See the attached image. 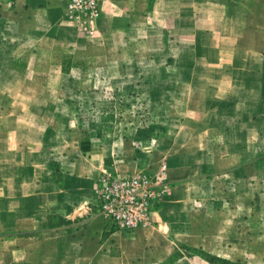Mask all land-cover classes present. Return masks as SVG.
<instances>
[{
    "label": "crops",
    "instance_id": "0c3cea01",
    "mask_svg": "<svg viewBox=\"0 0 264 264\" xmlns=\"http://www.w3.org/2000/svg\"><path fill=\"white\" fill-rule=\"evenodd\" d=\"M66 3L13 0V5L0 7V153L14 156L15 166L8 172L16 174L13 182L1 184L2 189L17 190V195L26 191L23 198H0V205L4 204L0 264H63L67 253L79 254L82 264L124 260L127 237L106 233L93 209L102 167L120 166L116 158L108 165L109 150L83 149L79 104L74 96L67 100L68 86L73 88L71 93H79L81 88H74L87 77L90 90L97 89V77L106 83L103 77L114 73L108 65L124 60L129 43L146 46L151 31L164 45L162 53L169 47L164 61H171L170 68L165 63V69L152 76L216 78V92L252 96L233 103L242 112L231 127H216L219 121L208 112H192L189 120L174 119L176 126L184 122L188 127L170 128L163 139L165 148L147 146L146 154L142 152L145 168L167 164L170 184L155 210L154 233L164 238L188 235L181 229L182 222L195 221L194 211L207 206L209 199L213 203L222 183L245 179L244 164H251L250 159L264 148V130H255L256 124L264 126V102L252 95L264 94V0H102L93 36L67 16ZM211 14H216V22ZM177 37L201 46L203 38L212 37L217 39L211 42L216 52L194 54L193 59L185 54L177 57L170 50ZM81 59H87L86 64ZM196 59L219 67L195 70ZM125 71L124 75L130 73ZM208 86L186 84L182 90L195 96L207 93ZM187 106L206 109L203 101L199 107ZM126 158L124 164L132 166L131 155ZM250 183L255 184L252 179ZM181 209L191 212L184 220L178 218ZM28 231L33 236L18 235ZM133 234V238L141 236ZM201 246L212 252L203 241Z\"/></svg>",
    "mask_w": 264,
    "mask_h": 264
},
{
    "label": "rangeland",
    "instance_id": "374dc122",
    "mask_svg": "<svg viewBox=\"0 0 264 264\" xmlns=\"http://www.w3.org/2000/svg\"><path fill=\"white\" fill-rule=\"evenodd\" d=\"M6 5H13V0H0L1 8ZM66 14L78 23L84 32L90 36L94 35V27L99 17L93 22L82 25L70 16L67 11V3ZM211 18L216 22V14H211ZM164 36L167 44L168 33ZM202 40L204 43L201 46L190 41L184 42V40L177 37V45L170 47V50L172 49V53L176 54L177 57L185 54L191 55L192 59L196 58L194 54L200 53L208 56L216 52V48H212L211 42H217V39L205 37ZM148 41L149 43L146 46L137 44L135 41L129 43L125 49L124 60L117 59L108 65L114 73L110 77H103L106 83H103L100 77L96 78L97 89L91 88L90 90V82L87 77L82 78L81 83L75 86V90L81 88L82 91L79 93H71L73 88L71 85H67L70 90L68 96H74V101L80 106L77 108V117L81 123L82 137H84L83 149L85 151L93 148L109 150L111 156L108 157V165L114 164V158H116L117 164L120 166V169L117 170L123 173L152 171V167H144L142 152L146 154L148 151L147 146L164 147L167 142L163 139L170 128L185 130L188 127L184 122L182 124L177 122L178 126H176L174 124L175 118L181 117L189 120L192 112L203 111L206 114L208 112L210 118L219 121L220 125L218 124L216 127L222 128L224 124L231 127L232 123L240 120L242 112L240 109L234 108L233 103L243 99L249 100L252 97L250 94L233 93H230V96H225L216 92V78L152 76L153 72H162L165 69V63L170 68L169 63L171 61H164V58L169 56V47L166 45L167 50L162 53L161 48L164 45L163 43L162 45L159 42L157 43L154 32H150ZM144 47L145 52L142 51ZM185 50L190 51L186 52ZM155 54L159 55L155 58ZM81 60L86 64L87 59ZM93 62L95 63L94 59L90 64L93 65ZM192 62L195 70L219 67L212 66V62L207 60L200 61L196 59ZM181 64L184 66L183 62ZM129 69L130 73L124 75V71ZM147 74H150V76ZM175 80L177 86H175ZM186 84L195 87H200V84L209 85L207 88L209 91L194 96V94L182 90L186 88ZM195 87L193 88L195 89ZM252 95L255 98L257 97V102H264V94ZM73 98L66 99L73 100ZM201 101H203V106H206L204 110L191 109L187 106L189 103H194L195 107H199ZM225 106H228L229 109L225 110ZM258 106L259 104H257ZM259 110L262 109L258 108L257 111ZM224 114L227 116L225 117ZM246 128L248 127L246 126ZM246 128L243 130H246ZM255 128L256 132L264 130V126L260 124H256ZM262 143L258 140V145L262 144V147H264V140H262ZM130 155L132 166L128 163L124 164V161L128 160L126 156ZM251 159V164H244L246 165L244 172L247 179L234 181L231 178L230 182L222 183L218 192L212 196L214 197L213 203L208 198L207 206L200 208L197 212L194 211L195 215L198 216L195 221H188L185 225L183 220L191 212L182 209L179 211L180 213L176 212L178 218L183 216L181 229L184 233L188 231V235H171V238L158 237L154 233L153 225L156 212L154 211L153 224L150 226L128 233L117 234V236L127 237L124 242L126 248L124 260L107 263L215 264L205 258L202 254L204 252L209 258L218 257L222 262L227 260L233 262V264H264V148L259 151L256 157ZM13 165L15 166L14 156L0 153V198H9L10 195V198L19 199L18 196L23 198L22 195L26 192L25 190H19V195H17V190L2 189L3 182L14 181L15 172H8ZM128 166L131 168H126ZM251 179L255 183L254 185L250 183ZM259 184H262L263 187H260ZM161 203L162 201L156 208H159ZM3 205H0L1 209L4 208ZM94 211L97 214L95 209ZM176 224L180 225L179 222ZM133 233L141 236L133 238ZM202 235L203 237H201ZM202 241L212 252H206L202 249ZM168 252L170 253L168 254ZM136 255H138L137 258L134 257ZM89 256H92V254ZM49 257L50 260L52 259L51 261L55 259L52 253L49 254ZM216 262L219 261L216 260ZM80 263L83 262L79 254H65L63 264Z\"/></svg>",
    "mask_w": 264,
    "mask_h": 264
},
{
    "label": "built area",
    "instance_id": "2783aa9c",
    "mask_svg": "<svg viewBox=\"0 0 264 264\" xmlns=\"http://www.w3.org/2000/svg\"><path fill=\"white\" fill-rule=\"evenodd\" d=\"M101 1L68 0L67 11L82 25L88 24L100 16ZM169 188L165 162L156 170L136 173L104 167L97 180L93 208L110 234L132 232L153 224L154 211Z\"/></svg>",
    "mask_w": 264,
    "mask_h": 264
},
{
    "label": "trees",
    "instance_id": "16d2710c",
    "mask_svg": "<svg viewBox=\"0 0 264 264\" xmlns=\"http://www.w3.org/2000/svg\"><path fill=\"white\" fill-rule=\"evenodd\" d=\"M106 233H108L109 234V232H107L106 231ZM33 234H34V232H20V233H18V235L19 236H22V237H30V236H33ZM202 254L205 256V258L208 260V261H210L211 263H215V264H233V262H231V261H227V260H223V262L220 260V259H218V257L216 258V257H211V258H209L208 256H206L205 255V253L204 252H202ZM216 260H218L219 262H216ZM227 263H226V262Z\"/></svg>",
    "mask_w": 264,
    "mask_h": 264
}]
</instances>
